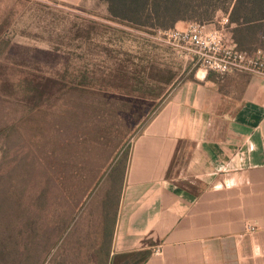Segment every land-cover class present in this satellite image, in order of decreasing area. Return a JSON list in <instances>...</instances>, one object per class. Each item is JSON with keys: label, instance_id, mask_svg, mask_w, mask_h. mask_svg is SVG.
I'll list each match as a JSON object with an SVG mask.
<instances>
[{"label": "rangeland", "instance_id": "1", "mask_svg": "<svg viewBox=\"0 0 264 264\" xmlns=\"http://www.w3.org/2000/svg\"><path fill=\"white\" fill-rule=\"evenodd\" d=\"M227 11L210 22L221 26ZM107 17L53 0H0V264H102L103 223L119 197L109 174L196 73L185 48ZM78 68L93 80L73 83ZM150 78L169 80L157 98L146 95Z\"/></svg>", "mask_w": 264, "mask_h": 264}, {"label": "crops", "instance_id": "2", "mask_svg": "<svg viewBox=\"0 0 264 264\" xmlns=\"http://www.w3.org/2000/svg\"><path fill=\"white\" fill-rule=\"evenodd\" d=\"M53 1L108 16L102 0ZM103 229L102 264H264V78L199 72L174 89L131 143Z\"/></svg>", "mask_w": 264, "mask_h": 264}, {"label": "trees", "instance_id": "3", "mask_svg": "<svg viewBox=\"0 0 264 264\" xmlns=\"http://www.w3.org/2000/svg\"><path fill=\"white\" fill-rule=\"evenodd\" d=\"M107 5L108 22L121 24L130 29L143 31L150 37L165 40L159 36L160 32L175 29L178 22L208 23L217 11L228 7V23L225 30L230 41L239 51L253 52L257 49L264 50V0H102ZM149 37V40L152 39ZM147 38V41H149ZM253 48V49H251ZM67 67H65L66 70ZM71 81L77 85H85L94 76H89L88 70L78 68ZM115 69L116 79L124 81L127 72ZM143 72V71H142ZM140 72V73H142ZM213 73V72H208ZM66 73L56 77L65 79ZM132 90L140 93L146 89V80L143 76L134 78ZM152 87L149 96L159 97L160 87L169 84V80L150 78ZM119 87H122L118 85ZM159 90V92H158ZM145 96L142 94L141 96ZM138 96V95H137ZM136 96V97H137ZM126 157L118 158L112 172L109 174L111 185L121 190L122 175L125 169ZM119 197L116 199L118 202ZM110 231H108V234Z\"/></svg>", "mask_w": 264, "mask_h": 264}, {"label": "built area", "instance_id": "4", "mask_svg": "<svg viewBox=\"0 0 264 264\" xmlns=\"http://www.w3.org/2000/svg\"><path fill=\"white\" fill-rule=\"evenodd\" d=\"M227 17L215 27L208 23H189L186 30L173 29L160 32L167 43L175 47L181 46L192 54L195 60L196 73L213 72L225 75L244 72L264 78V50L253 52L239 51L230 41L225 30ZM248 232H254L255 226L246 225Z\"/></svg>", "mask_w": 264, "mask_h": 264}]
</instances>
